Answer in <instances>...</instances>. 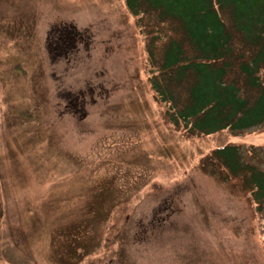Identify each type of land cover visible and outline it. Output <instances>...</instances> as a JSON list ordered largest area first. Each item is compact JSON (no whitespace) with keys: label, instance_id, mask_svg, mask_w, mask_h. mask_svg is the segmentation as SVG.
<instances>
[{"label":"rangeland","instance_id":"374dc122","mask_svg":"<svg viewBox=\"0 0 264 264\" xmlns=\"http://www.w3.org/2000/svg\"><path fill=\"white\" fill-rule=\"evenodd\" d=\"M145 59L124 0H0V264H264L214 153L264 171V125L174 124Z\"/></svg>","mask_w":264,"mask_h":264},{"label":"trees","instance_id":"16d2710c","mask_svg":"<svg viewBox=\"0 0 264 264\" xmlns=\"http://www.w3.org/2000/svg\"><path fill=\"white\" fill-rule=\"evenodd\" d=\"M143 39L154 99L187 131L207 136L264 125V0H124ZM245 176L264 254V171L240 147L214 152Z\"/></svg>","mask_w":264,"mask_h":264},{"label":"flooded vegetation","instance_id":"af4514ba","mask_svg":"<svg viewBox=\"0 0 264 264\" xmlns=\"http://www.w3.org/2000/svg\"><path fill=\"white\" fill-rule=\"evenodd\" d=\"M67 40H69L71 44L68 43L67 41H64L65 42L64 48L68 49V51H65L67 54H63L66 58L70 54L71 50H74L76 48V46H77V44H74L75 41L71 40V37L70 38L68 37ZM92 93H93V90H92Z\"/></svg>","mask_w":264,"mask_h":264}]
</instances>
